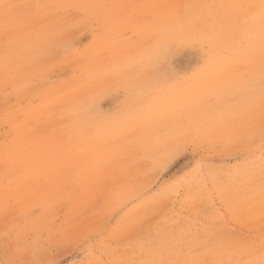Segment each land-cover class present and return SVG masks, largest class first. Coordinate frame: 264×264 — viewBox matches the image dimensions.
Instances as JSON below:
<instances>
[{
	"label": "rangeland",
	"instance_id": "374dc122",
	"mask_svg": "<svg viewBox=\"0 0 264 264\" xmlns=\"http://www.w3.org/2000/svg\"><path fill=\"white\" fill-rule=\"evenodd\" d=\"M260 2L0 0L10 6L0 16V261L148 259L150 243H200L213 222L257 237L260 22L221 5ZM162 12L210 40L207 51L177 46L170 63L182 82L155 95L142 87L139 53L151 39L145 19ZM190 133L195 142L172 159ZM204 180V196L185 200ZM131 187L140 193L117 194ZM222 198L227 218L216 215ZM188 251L181 243L168 257L194 260Z\"/></svg>",
	"mask_w": 264,
	"mask_h": 264
},
{
	"label": "snow or ice",
	"instance_id": "6c2138e0",
	"mask_svg": "<svg viewBox=\"0 0 264 264\" xmlns=\"http://www.w3.org/2000/svg\"><path fill=\"white\" fill-rule=\"evenodd\" d=\"M6 10L9 5L3 6ZM64 7L77 8L79 5H65ZM147 7L161 8V5H149ZM180 7V6H169ZM211 7V6H209ZM221 7L247 8L251 10L253 18L259 19L261 29L262 48H264V0L260 4L253 5H228ZM145 23L150 27L151 39L147 46L139 53V63L144 69L145 78L143 80V89H149L155 95H161L178 83L182 82L181 77L177 75L170 63V57L177 46H198L202 45L207 51L210 37L199 29L191 26L185 27L179 17L171 20L169 14L162 12L156 17H147ZM207 58H205V63ZM204 65H198L197 70L192 73L195 76ZM190 78V77H184ZM260 114L264 122V60L261 63V105ZM102 118V117H101ZM195 142V134H188L182 141L178 142L176 149L171 153L174 159L179 154L181 147L187 143ZM261 148V170L264 176V123H262L260 132ZM264 185V180H262ZM261 228L258 237L236 238L229 233L217 230L215 223H206L203 235L200 237L201 255L212 254L211 259H178L166 256L158 258H141L139 260H120L114 264H264V187L261 192ZM233 211V206L227 198H222L220 207L216 215L221 218H227ZM182 241H177L176 247H179ZM162 248L159 242L151 244V250L155 253ZM0 264H45V262L33 259L24 261L22 259L9 258L0 261ZM93 264V262H87ZM102 264V262H95Z\"/></svg>",
	"mask_w": 264,
	"mask_h": 264
},
{
	"label": "bare ground",
	"instance_id": "6f19581e",
	"mask_svg": "<svg viewBox=\"0 0 264 264\" xmlns=\"http://www.w3.org/2000/svg\"><path fill=\"white\" fill-rule=\"evenodd\" d=\"M3 6H2V8L0 10V16L5 17L4 16L5 15V8ZM208 178L212 182L213 185H216V180H215L214 177L209 175ZM205 182L206 181L204 180L203 182H199L198 181L197 183L190 184L189 187L186 189V192H185V196H186L185 200H189V199H191V200L192 199H197L198 200V199L202 198L204 196V191H205V186H206ZM139 193H140L139 188H132V187L129 190H124V191H121V192L120 191L117 192V194H119V197H121V198L128 197V195H131V196L132 195H138ZM141 193H142V190H141ZM178 240L182 241L183 244L188 246V248H189L188 252L191 254V257L194 260L195 259H200V257L202 256L201 252H197V250L201 249L200 243L198 241H196L194 237H191L190 240H188L186 242H183V240L180 237L177 236L176 237V241H178ZM152 243H150V245H149V249H150V253L152 255V258H158L161 255L168 257L169 255H171L170 253H172V251H174L175 247H176L175 244H173L170 240H168V238L162 237V238L159 239V243L162 244V248L158 252L154 253L151 250V244ZM203 256L207 257V259L213 258L212 254L203 255Z\"/></svg>",
	"mask_w": 264,
	"mask_h": 264
}]
</instances>
